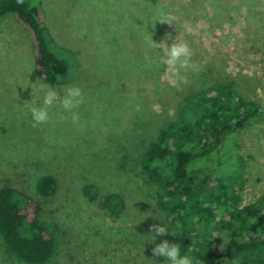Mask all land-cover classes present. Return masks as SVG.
<instances>
[{"label": "rangeland", "instance_id": "rangeland-1", "mask_svg": "<svg viewBox=\"0 0 264 264\" xmlns=\"http://www.w3.org/2000/svg\"><path fill=\"white\" fill-rule=\"evenodd\" d=\"M43 7L52 47L74 63L65 81L49 85L61 97L78 86L84 102L74 110L78 121L57 103L37 124L29 101L42 103L48 83L35 73L30 33L13 16L1 20L0 179L6 175L31 193L44 176L61 180L60 210L45 218L56 246L46 264H169L153 248L164 240L177 244L179 233L136 159L176 119L188 93L230 83L264 109V0H43ZM158 13L171 14V24L156 22ZM149 38L169 46L186 41L196 70L177 73L159 47L163 68H144ZM127 49L141 57L124 59ZM227 150L240 207L257 203L264 196V123L243 129ZM115 194L125 201L119 217L102 205ZM165 223L175 235L150 242L153 225ZM0 264H27L1 235Z\"/></svg>", "mask_w": 264, "mask_h": 264}, {"label": "trees", "instance_id": "trees-1", "mask_svg": "<svg viewBox=\"0 0 264 264\" xmlns=\"http://www.w3.org/2000/svg\"><path fill=\"white\" fill-rule=\"evenodd\" d=\"M10 16L30 33L36 75L53 86L65 81L74 63L52 47L43 0H0V21ZM157 54V48L150 47L142 54V66L161 70ZM123 55L128 61L141 57L139 51L128 49ZM261 123L260 104L246 101L232 84L218 83L186 94L176 119L156 129L138 155L141 175L156 187L158 205L179 233L181 255H190L199 264H264V196L240 207L236 180L226 165L232 139ZM61 190V180L52 175L41 178L32 193L12 178L1 177L0 235L19 260L46 264L54 256V233L45 218L59 212ZM85 193L95 196L91 187ZM102 205L112 216L119 217L125 209L118 194L106 196Z\"/></svg>", "mask_w": 264, "mask_h": 264}, {"label": "clouds", "instance_id": "clouds-1", "mask_svg": "<svg viewBox=\"0 0 264 264\" xmlns=\"http://www.w3.org/2000/svg\"><path fill=\"white\" fill-rule=\"evenodd\" d=\"M173 17L171 14L158 13L156 22L169 23L171 24ZM149 47L162 49L163 57L167 58L166 63L172 66L173 69L178 73L180 69L187 70L192 67L196 70L195 65L190 63L193 51L186 41L174 42L169 46L168 43H156L153 40H149ZM42 103L33 97L30 103V112L32 119L37 124L46 123L50 119L49 109L55 104L59 103L62 106L64 112H69L72 115L73 121L79 120V115L74 110L77 109L84 102V94L80 87L69 86L63 89V96L61 97L60 92L56 91L55 88L47 84L46 88L42 87ZM153 230L156 235H151L153 239L150 242L155 243L157 235L173 234L174 232L169 231L167 224L153 225ZM153 254L155 257L165 258L169 264H199L190 255H181V247L179 244L170 243L168 240H164L162 243L156 244L153 248Z\"/></svg>", "mask_w": 264, "mask_h": 264}]
</instances>
